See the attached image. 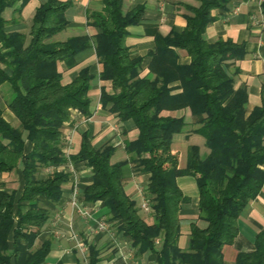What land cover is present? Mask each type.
Instances as JSON below:
<instances>
[{"label":"trees","instance_id":"1","mask_svg":"<svg viewBox=\"0 0 264 264\" xmlns=\"http://www.w3.org/2000/svg\"><path fill=\"white\" fill-rule=\"evenodd\" d=\"M28 1L0 0V83L9 84L7 106L21 126L6 121L0 109V175L19 165L22 175L20 192L8 191L0 183V264H43L50 251V241L37 242L38 236L50 217L48 204L61 198L68 173L53 169L42 178L40 172L67 162L62 128L73 109L90 114L88 92L94 78L86 66L63 83L58 62L92 44L101 64L99 78L114 89L112 93L101 89L102 107L120 121L131 119L138 133L125 140L127 159L117 162H111L115 146L94 147L86 132L81 133L75 157L86 162L92 178L80 193L82 201L87 205L100 201L115 230L130 240L138 255L155 253L156 264H226L222 247L234 241L238 216L264 184V101L248 109L246 89L234 85L240 69L230 71L231 61L244 56V47L231 39L204 38L215 19L212 10L229 0L187 5L191 15H186L181 32L156 35L144 76L142 58L131 57L125 42L127 27L141 19L142 6L124 13L122 0H102V9L88 14L87 24L96 29L92 37L50 41L66 27L70 2L45 0L36 7L28 33L5 32L4 25L14 18L4 19L2 11L18 2L13 11H21ZM261 10L264 13V0ZM175 49L186 51L188 64L177 62ZM4 66L10 68L9 74ZM184 108L190 110L192 124L197 125L192 131L204 137L208 152L202 155L197 145H189L186 165L180 168L171 142L186 121L183 115L163 111ZM127 162L134 172L149 174L145 197L153 223L139 215L136 201L125 191L121 166ZM181 175L195 178L198 218L205 222L204 227L190 223L186 249L178 245L179 210L189 200L176 182ZM254 245L252 251L238 252L233 264H264V230L256 234ZM97 254L89 246L90 264Z\"/></svg>","mask_w":264,"mask_h":264},{"label":"crops","instance_id":"2","mask_svg":"<svg viewBox=\"0 0 264 264\" xmlns=\"http://www.w3.org/2000/svg\"><path fill=\"white\" fill-rule=\"evenodd\" d=\"M45 0H30L21 11H13L20 5L18 2L14 8H5L1 15L4 19L13 21L4 25L5 32L28 33L35 9ZM70 5L65 11L67 19L66 27L49 38L50 41H63L68 37L88 34L92 37L96 29L87 24L88 14L101 10L102 0H63ZM262 0H229L224 7L213 9L215 19L206 27L204 38L213 42L218 38L231 39L242 44L245 54L241 58L232 60L230 71L237 66L240 71L234 75L235 87H244L248 93V109L260 105L264 101V13L261 10ZM187 5L198 6L199 0H122V11L128 12L137 6H142L141 19L127 27L128 35L125 42L129 47L131 57L140 56V76L148 75L150 52L155 47L156 35H167L170 31L181 32L186 25V15L191 12ZM1 46V44H0ZM177 62L188 64L190 57L184 49H175ZM89 67V72L94 76L90 81L88 95L90 97V114L84 115L77 109L71 112V118L64 123L62 132L65 146L63 152L67 162L52 166V169L63 170L68 173V180L62 185V196L54 204H48L50 217L38 236V240L48 239L50 251L43 264H90L89 246H93L98 254V259L93 264H156V254L146 251L140 255L135 252L130 240L123 237L122 232L115 230L114 224L108 221V209L102 206L100 201L88 204L90 217H85L70 203L71 191L74 187L78 192L91 182V170L85 161L76 160L81 133L86 132L94 147L109 143L115 146L111 156V162L127 159L124 150L125 140H133L137 137V129L131 119L120 121L118 117L110 113L100 103L101 89L112 93L111 83L99 78L101 64L98 62L94 45H90L77 53L72 59L58 62V69L62 72V82L66 83L77 76L83 67ZM9 74L10 68L4 66ZM153 77V76H152ZM177 82L173 83L176 85ZM11 91L9 84L0 83V109L2 116L11 125L21 128L18 119L8 108L7 101ZM165 114L184 116L186 125L182 132L173 134L171 150L178 156V166L186 165L187 147L197 145L202 155L208 152L205 139L202 135L192 131L197 125L192 124V116L188 108L163 111ZM67 137L70 142H66ZM264 170V165L262 166ZM17 175V186L7 188L9 178L1 179L6 190L16 189L20 192L22 187V175L20 165L14 171L1 174ZM124 188L135 201L139 215L148 223L154 222L151 212L141 209V202L145 197L146 184L149 174L134 172L129 162L121 166ZM43 178V177H42ZM177 185L182 193L188 197L186 203H182L179 210L181 233L178 245L182 249L188 246V234L190 223L195 222L204 227L205 222L198 218V188L196 180L191 175H181L176 178ZM105 223V228L97 229L98 223ZM238 233L231 244L222 247L223 258L226 264H233L238 252H248L255 248V236L260 230H264V184L258 195L251 199L237 219ZM160 241H156L159 247Z\"/></svg>","mask_w":264,"mask_h":264},{"label":"built area","instance_id":"3","mask_svg":"<svg viewBox=\"0 0 264 264\" xmlns=\"http://www.w3.org/2000/svg\"><path fill=\"white\" fill-rule=\"evenodd\" d=\"M66 142L67 143L70 142V138L69 137H67ZM70 203H71L72 208L73 209L74 208L77 209V211L80 214H82L83 216H85V217H90L91 216L90 215V207L82 201L80 193L78 192L76 187H74L72 189V191H71ZM150 208L151 207H150L149 200L146 197H144V199L141 202V209L144 212L148 213L151 210ZM105 226H106L105 223L99 222L98 226H97V229L101 230V229L105 228Z\"/></svg>","mask_w":264,"mask_h":264},{"label":"rangeland","instance_id":"4","mask_svg":"<svg viewBox=\"0 0 264 264\" xmlns=\"http://www.w3.org/2000/svg\"><path fill=\"white\" fill-rule=\"evenodd\" d=\"M53 169L50 167V168H45L43 169L41 172H40V177H45L47 173L51 172ZM6 178H9L8 180L9 181H6L7 182V188H14V186H17V183H18V180H17V175L16 173H13L12 175H7L5 177H2L0 175V183H2L1 179H6ZM75 209V208H74ZM77 210V209H76ZM39 242V240L37 241Z\"/></svg>","mask_w":264,"mask_h":264}]
</instances>
